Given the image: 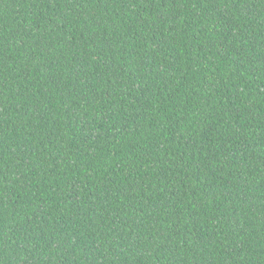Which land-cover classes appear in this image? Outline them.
I'll use <instances>...</instances> for the list:
<instances>
[{"label": "trees", "instance_id": "16d2710c", "mask_svg": "<svg viewBox=\"0 0 264 264\" xmlns=\"http://www.w3.org/2000/svg\"><path fill=\"white\" fill-rule=\"evenodd\" d=\"M0 264H264V0H0Z\"/></svg>", "mask_w": 264, "mask_h": 264}]
</instances>
